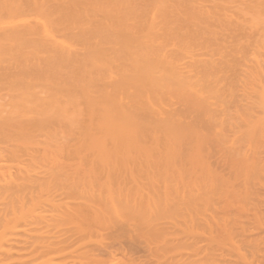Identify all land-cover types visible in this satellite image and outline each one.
Wrapping results in <instances>:
<instances>
[{"label": "bare ground", "instance_id": "1", "mask_svg": "<svg viewBox=\"0 0 264 264\" xmlns=\"http://www.w3.org/2000/svg\"><path fill=\"white\" fill-rule=\"evenodd\" d=\"M263 227L264 0H0V264H263Z\"/></svg>", "mask_w": 264, "mask_h": 264}, {"label": "rangeland", "instance_id": "2", "mask_svg": "<svg viewBox=\"0 0 264 264\" xmlns=\"http://www.w3.org/2000/svg\"><path fill=\"white\" fill-rule=\"evenodd\" d=\"M260 231L261 230H263L264 231V227L263 228H261V229H259ZM259 230L257 231V230H255L256 232H258V233H260L259 232ZM262 232V231H261ZM263 233V232H262ZM262 233H260L259 235L257 234V233H255L257 236H259V239H261V237H262ZM256 235H253V237H256ZM264 235V234H263ZM250 239H253L251 236L249 237ZM263 238H264V236H263ZM254 239H256V238H254ZM262 250H264V246H263V248H262ZM264 254V253H263ZM263 259H264V256H263ZM264 264V263H263Z\"/></svg>", "mask_w": 264, "mask_h": 264}]
</instances>
